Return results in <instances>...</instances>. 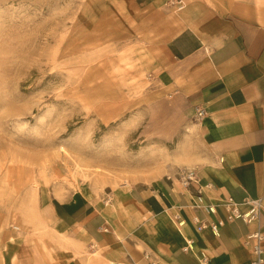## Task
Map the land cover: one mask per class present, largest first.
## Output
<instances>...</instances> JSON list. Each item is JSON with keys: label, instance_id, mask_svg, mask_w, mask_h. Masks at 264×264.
Segmentation results:
<instances>
[{"label": "crops", "instance_id": "0c3cea01", "mask_svg": "<svg viewBox=\"0 0 264 264\" xmlns=\"http://www.w3.org/2000/svg\"><path fill=\"white\" fill-rule=\"evenodd\" d=\"M107 2L144 47L151 82L187 100L195 118L204 110L195 143L115 193H19V212L0 208V264H251L247 236L257 231L264 264V0ZM179 167L195 169L200 195L180 184ZM250 200L261 209L246 223L234 212Z\"/></svg>", "mask_w": 264, "mask_h": 264}, {"label": "rangeland", "instance_id": "374dc122", "mask_svg": "<svg viewBox=\"0 0 264 264\" xmlns=\"http://www.w3.org/2000/svg\"><path fill=\"white\" fill-rule=\"evenodd\" d=\"M108 2L0 0V208L19 212V193L49 187L115 193L195 143L199 117L151 82L144 47Z\"/></svg>", "mask_w": 264, "mask_h": 264}, {"label": "built area", "instance_id": "2783aa9c", "mask_svg": "<svg viewBox=\"0 0 264 264\" xmlns=\"http://www.w3.org/2000/svg\"><path fill=\"white\" fill-rule=\"evenodd\" d=\"M205 114L203 109H198L197 110V116L200 118ZM180 184L185 187V188H194L195 192L197 195H200L202 190H201V186L199 185L198 182V177L196 174L195 169L193 168H189V167H181L177 170V174H176ZM250 207L248 209L247 212L243 213V214H238L234 212V215L241 217L242 220L246 223L257 220L258 216H259V212L261 209V202L260 200H250L249 201ZM221 222H217L214 224H210V227L213 231H217V227L218 225H220ZM206 226L205 223H203L202 221H199V223L196 226V229L198 231L204 229ZM249 239L254 240L253 243V254H254V258L251 261V264H263V248L261 246V241H262V235L260 234V232H254L252 234H249L247 236Z\"/></svg>", "mask_w": 264, "mask_h": 264}]
</instances>
